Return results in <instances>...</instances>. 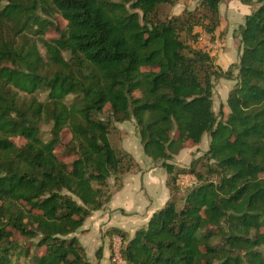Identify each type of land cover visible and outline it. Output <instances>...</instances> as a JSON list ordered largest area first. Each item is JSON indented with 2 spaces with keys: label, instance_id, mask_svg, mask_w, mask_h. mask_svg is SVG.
I'll return each instance as SVG.
<instances>
[{
  "label": "trees",
  "instance_id": "trees-1",
  "mask_svg": "<svg viewBox=\"0 0 264 264\" xmlns=\"http://www.w3.org/2000/svg\"><path fill=\"white\" fill-rule=\"evenodd\" d=\"M3 1L0 28L9 21L26 29L36 17L35 2ZM180 1L40 0L66 22L58 39L40 40L47 61L35 42L0 39V264H19L10 230L37 241L42 252L32 264H91L75 234L110 201L108 180L133 166L108 138L111 122L126 121L135 122L144 155L168 174L171 198L132 237L107 232L123 240V264H264V0L239 27V61L227 70L215 64L217 52L195 45L201 33L217 44L223 0L155 19L161 6ZM216 80L234 82L220 116ZM107 105L110 120L97 119ZM64 129L76 156L70 165L55 154ZM205 134L203 157L216 182L194 164L189 172L172 164ZM16 137L26 143L16 146ZM191 173L200 184L178 197L176 176Z\"/></svg>",
  "mask_w": 264,
  "mask_h": 264
},
{
  "label": "crops",
  "instance_id": "crops-1",
  "mask_svg": "<svg viewBox=\"0 0 264 264\" xmlns=\"http://www.w3.org/2000/svg\"><path fill=\"white\" fill-rule=\"evenodd\" d=\"M199 2L200 0L178 2L179 8L181 7L179 15L184 9L193 10ZM251 2L252 4L246 5L240 0H223L219 5V26L213 34V40L217 42L219 49L213 59L222 70H227L239 61L241 44L238 30L256 7L253 4L255 0ZM195 31L199 32L201 29ZM135 127L133 134L121 125L116 130L121 134L119 151L130 156L132 168L119 175L118 180L114 177L108 180L112 190L110 201L101 210L93 212L79 234H75L91 264L93 261L95 264H110L109 230H120L132 237L137 230L147 225L152 214L161 209L171 197L167 187L168 174L160 163H155L144 155ZM208 144L209 136L205 134L199 144L179 151L173 157L172 164L180 169L188 168V162L199 154V150L207 151ZM180 160H183L181 165L178 163ZM98 249L102 250L99 260L95 257Z\"/></svg>",
  "mask_w": 264,
  "mask_h": 264
},
{
  "label": "rangeland",
  "instance_id": "rangeland-1",
  "mask_svg": "<svg viewBox=\"0 0 264 264\" xmlns=\"http://www.w3.org/2000/svg\"><path fill=\"white\" fill-rule=\"evenodd\" d=\"M22 2L25 5L29 4V6L32 4V2H35V5L38 6V9L35 10L36 17L32 18L28 22V24L26 25V29H21V30H18L19 27H16L11 22L5 21L0 28V39L2 41L13 42L15 46H19L23 44L24 42H29V43L35 42L37 44L40 55L47 61L46 52L40 40L50 41V40L58 39L60 36L59 32L66 28V22L62 20V18L56 12L47 11L46 7L42 8L40 0H22ZM6 5L7 3L3 1L1 3L0 8H3ZM179 6L180 5L177 3L173 7L172 6L170 7L168 5L161 6L157 10L155 19L163 21L167 19L168 17L179 16L181 12L180 10L181 7L179 8ZM34 19H36V22ZM23 21H24V18H23ZM40 23L42 24L41 26H40ZM181 38L183 41H187V38L183 34H181ZM63 56L66 60H69L68 54L63 53ZM233 85H234V82L232 83L226 80H216L214 82L213 109L217 116H220V114L227 113L228 108L226 106V98H227L228 92H230ZM38 98L40 100H44L45 94L44 93L38 94ZM71 100L72 98L69 99V101ZM223 108H225V111H223ZM221 111L222 113H220ZM110 117H111L110 107L107 105L105 106L103 112L97 116V119L108 121L110 120ZM119 125L126 127L130 131V134H133L134 132L133 128L135 126V122L126 121L124 123H115V122L110 123V129H109V135H108L110 144L114 150H116L117 152L123 153L119 151L121 134L120 133L118 134L116 131ZM50 128H51L50 125H47L44 123L41 124L40 136L42 137V139L47 140L50 138ZM71 138L72 136H71L70 131L68 129H64L60 134V144L56 146L55 148L56 156L61 161H63L64 163L68 165H70L71 162L75 160L76 158L75 155L67 151V146L70 143ZM11 141L18 147H21L26 143V141L20 137L11 138ZM191 147H194V145H192ZM200 148H203V147H200ZM198 152L199 154L194 155L193 159L190 162H188L187 164L188 168L185 169L186 172H189L190 167L192 166V164H194L193 167H194L195 173L202 175V177L205 178L206 180H211V181L216 182L217 176L212 175L208 172L207 162L205 158L203 157V154L206 151L203 152L202 150L201 151L199 150ZM131 161H132L131 158L129 160L126 159L125 164H128ZM182 161L183 160H180L178 162L179 165L182 164L181 163ZM195 173L194 174L191 173V175L195 176ZM181 175L182 174H180L179 177L176 176V179H178L177 185L179 186V189H180V192L178 193V197L184 196L185 191L190 190L200 184V182L197 180V183L195 186H192L190 189H186L180 182ZM79 230L77 231L76 234H79ZM10 231L12 232L11 240L16 242L18 245L16 246L17 247L16 256L12 257V260L14 262H18L19 264H32V257L38 254L40 255L42 252L36 247L37 241L34 239L33 240L26 239L25 237L20 235L15 230H10ZM116 237H120V236L115 235L111 237L110 239V256H109L110 264H114L112 261V257H111L112 255L111 246L113 243V239ZM96 252H95V257H96ZM87 260L89 261L88 258ZM93 264H95L94 261H93Z\"/></svg>",
  "mask_w": 264,
  "mask_h": 264
},
{
  "label": "built area",
  "instance_id": "built-area-1",
  "mask_svg": "<svg viewBox=\"0 0 264 264\" xmlns=\"http://www.w3.org/2000/svg\"><path fill=\"white\" fill-rule=\"evenodd\" d=\"M195 45L196 47L203 49L207 52H210L212 54L216 53L218 50V45L211 43L210 36L206 35L205 33H201L198 36ZM180 182L186 189H190L192 186L196 185L197 179L195 176L191 174H182L180 176ZM122 248H123V240L120 237L114 238L111 246V251H112L111 257L114 264H123L121 258Z\"/></svg>",
  "mask_w": 264,
  "mask_h": 264
}]
</instances>
